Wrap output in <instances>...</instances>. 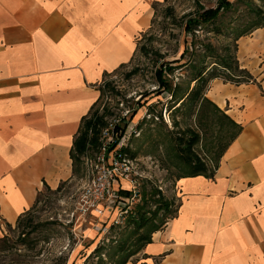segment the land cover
I'll list each match as a JSON object with an SVG mask.
<instances>
[{
  "label": "crops",
  "instance_id": "obj_1",
  "mask_svg": "<svg viewBox=\"0 0 264 264\" xmlns=\"http://www.w3.org/2000/svg\"><path fill=\"white\" fill-rule=\"evenodd\" d=\"M163 1L0 0V222L72 179L104 73L131 59ZM237 60L256 83L214 78L205 96L241 130L212 178L176 180V213L142 248L149 264H264V31L239 41Z\"/></svg>",
  "mask_w": 264,
  "mask_h": 264
},
{
  "label": "rangeland",
  "instance_id": "obj_2",
  "mask_svg": "<svg viewBox=\"0 0 264 264\" xmlns=\"http://www.w3.org/2000/svg\"><path fill=\"white\" fill-rule=\"evenodd\" d=\"M198 1L208 8L214 7L217 0ZM230 2L233 9L209 26L204 40L218 48L229 45L237 59L239 41L256 30L264 31V0ZM195 8L196 0H166L156 4L152 24L138 35L131 59L100 82L99 97L87 115V118L96 113L103 116L105 123L99 134L102 143L109 140L105 130L112 129L119 117L125 118L127 126L120 143L129 153L116 165L114 173L118 176L116 187L132 190L131 196L125 202L105 207L107 214L100 215L92 209L80 211L78 199L98 175V156L103 153L102 147L90 150L75 162L72 179L61 183L59 190L43 187L39 191L22 225L6 226L0 222L7 237L0 252V264H149L142 255L139 237L175 214L176 180L191 171L180 152L182 131L191 128L200 133L192 152L212 170L217 155L231 141L234 129L221 109L219 112L210 105H203L199 111L194 105L173 109L165 94L152 91L156 87L153 69L163 61L179 57L183 48L181 19ZM250 52L253 55L256 51ZM211 61L214 60L208 62ZM174 67L168 77L180 83L179 95L187 83L179 78L183 71ZM217 70L222 72L216 79L223 81L227 80L225 74L232 72L218 66ZM252 78L250 82L256 83L254 75ZM164 201L171 204L170 212L162 207ZM139 204L148 211L149 222L136 230L128 220L131 212L136 217L133 210ZM159 205L161 208L153 214ZM118 243H123L124 248L116 249ZM125 257L126 262L122 263ZM153 264H159V260L154 258Z\"/></svg>",
  "mask_w": 264,
  "mask_h": 264
},
{
  "label": "trees",
  "instance_id": "obj_3",
  "mask_svg": "<svg viewBox=\"0 0 264 264\" xmlns=\"http://www.w3.org/2000/svg\"><path fill=\"white\" fill-rule=\"evenodd\" d=\"M156 4L158 3L153 5L154 12ZM233 7L234 5L232 2H230V0H217L214 7L208 8L204 7L198 0H196L195 10L182 16L180 24V36L183 48L179 57L174 61H163L159 67L153 69L156 87L152 89V91L154 94L158 95L165 94L167 98H169V102L173 104V109L181 108L185 105H194V107L197 108V111H199L203 105H210L215 110L221 112V110L205 96L209 81L219 77L218 73L222 72L217 70V66L223 68L224 70L232 71L228 74H225L223 71L226 76L225 78L227 79L225 82L240 84L253 81L251 73L246 68L241 67L236 57L232 55L230 51L231 47L229 45L218 48L210 41L204 40L206 39L204 34L209 26L214 25L222 14L230 11L233 9ZM166 8L169 9L168 7ZM202 35L204 36L203 38H201ZM188 38L189 40L187 41ZM222 51H224V53H222ZM209 60L214 61L208 62ZM175 63L177 65H174ZM123 65L124 64H122L120 67ZM174 66H178L177 69L183 71L179 78H181L183 81H186L187 83L183 90L180 91L179 95L177 94L181 88L180 83H174L173 80L168 77L174 70ZM107 75H109V73H104L102 81ZM98 90L100 91V86H98ZM92 107L90 108L89 112L91 111ZM222 114L228 118L234 128L231 135L232 141L240 132L241 127L231 120L225 113L222 112ZM87 115L81 118L78 134L73 141V146L70 153L73 175L75 173V162L78 161L83 155H86L90 150L98 147L101 148L103 144L105 145L103 146L105 157L114 155V152L116 151L119 152V157L121 158L129 153L127 148L118 147V142L124 135V130L127 126L124 117H119L115 125L112 126V129L107 131L106 134H108L109 140L108 142L105 141L106 143H102L99 142V134L101 126H103L105 123L103 121V116L96 113L87 118ZM130 118L131 117L128 119L130 120ZM181 136L182 137L179 138V142L181 143L180 152L184 153L183 161L191 167L190 173L181 177L204 175L206 177L212 178L214 170L218 166L219 159L229 144L217 155L212 170H209L205 162L192 152V146L199 140L200 133L191 128H186L182 131ZM116 157L118 156L116 155ZM60 186L61 184L55 190H59ZM118 192L119 200H122L123 202H125L126 197H129L132 194V190L126 189H119ZM154 194L155 193L151 195ZM162 207L166 212L171 211V204L168 201H164L162 203ZM160 208V205L155 206L153 214H156ZM133 211L136 213V217L133 216V212H131L128 222L131 221L136 226V230L147 225L149 222V217L146 215L148 211L145 210V206L139 204L134 207ZM26 214L27 211L18 216L15 226L18 227L23 224ZM169 218L167 217V219ZM166 221L162 222L160 227L153 225V229L148 234L139 237V241L142 242L141 249L145 244L151 242V233L161 229ZM5 225L11 226L8 223H5ZM6 240V235L0 237V252L5 248ZM123 248V243H118L116 246V249ZM136 252H138V250ZM126 258L127 257L122 260V263L126 262Z\"/></svg>",
  "mask_w": 264,
  "mask_h": 264
},
{
  "label": "built area",
  "instance_id": "obj_4",
  "mask_svg": "<svg viewBox=\"0 0 264 264\" xmlns=\"http://www.w3.org/2000/svg\"><path fill=\"white\" fill-rule=\"evenodd\" d=\"M105 132H107V129ZM120 140L118 142V147L122 146ZM103 146L105 145H102L103 153L98 156L100 161L98 175L92 179L84 194L78 199L80 211L85 212L92 209V211L97 212L100 215L107 214L108 211L105 207L110 208V205L113 202H123L122 200H119L118 191L120 187H116L118 185V176L115 175L114 171L117 168L116 165L124 159L119 157L120 154L118 151L114 152V155L112 156L105 157ZM116 155L118 157H116Z\"/></svg>",
  "mask_w": 264,
  "mask_h": 264
}]
</instances>
